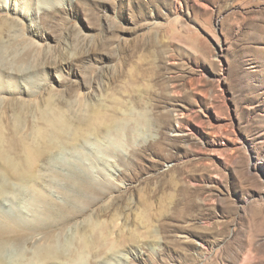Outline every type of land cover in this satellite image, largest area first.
<instances>
[{
	"label": "rangeland",
	"instance_id": "obj_1",
	"mask_svg": "<svg viewBox=\"0 0 264 264\" xmlns=\"http://www.w3.org/2000/svg\"><path fill=\"white\" fill-rule=\"evenodd\" d=\"M0 75L8 139L31 143L48 114L70 131L117 121L63 136L37 194L0 163V217L44 226L63 210L46 232L64 252L106 225L115 250L82 264H264V0H0Z\"/></svg>",
	"mask_w": 264,
	"mask_h": 264
},
{
	"label": "bare ground",
	"instance_id": "obj_2",
	"mask_svg": "<svg viewBox=\"0 0 264 264\" xmlns=\"http://www.w3.org/2000/svg\"><path fill=\"white\" fill-rule=\"evenodd\" d=\"M4 2L7 5V0H4ZM26 7H29L27 2L21 3L20 8L22 11L25 10ZM7 83L8 80L0 75V84L4 86ZM44 121L49 125V129H38L35 131L32 134L31 143H27V141L25 142L20 137H17V131H15V129V138L8 139L0 127V163L6 172L7 179L9 178V180L13 181L18 186L17 189L22 190L24 187L25 189L26 187L30 188L32 190L30 193L32 194L35 192L37 194L39 192H37L35 188L39 186L37 185L38 181H42L37 175L36 169L38 164L43 160L52 158L51 153L64 146L63 136L65 137L66 134L70 133L72 135L70 139L73 140L70 146H77L81 141L90 136L96 135L98 132V126H101L100 128H102V130H106V135H108L117 124L116 120H97L93 125L88 126V131L84 132L70 131L68 122L60 115L48 114ZM18 144L21 145V153H23L20 158L13 157L11 154V149ZM117 144L120 145V147L124 146L122 143ZM6 175L0 174V198L10 189L9 186L11 184L9 185V181H6ZM108 175L112 177L111 173ZM79 187L84 192H88L94 196L96 195L95 190L90 186L80 185ZM39 197L38 199L41 200V197ZM39 200H32L29 206L30 208L28 207V209L37 212L40 207V205L38 206ZM50 211L51 210L45 208V213H49ZM21 214H18V219L21 223L7 220L5 217V219L0 217V264H13L5 258L4 253L11 248L14 250L19 249L25 236H27L24 233H32L31 231H35L36 229H39L42 233V236H40L38 240L36 239L38 244L31 251L27 250L28 252H25L24 250H21V252H18L19 254L15 252V254H17V264H82L80 262L84 260V256L88 253L93 254L97 251L111 252L115 250L116 246L109 240L110 232L106 225L99 223L93 224L90 235H78L76 246L72 248L63 246L66 247L64 252L60 250L61 246L58 243L60 241L57 240L56 235H52L51 233L46 232V230L51 227H62L64 222L68 220L66 212H63L62 210V213L58 214V219L54 223L44 226L28 224V222L25 223L27 221V215L25 216L24 213L23 215ZM22 231L24 233H22Z\"/></svg>",
	"mask_w": 264,
	"mask_h": 264
}]
</instances>
